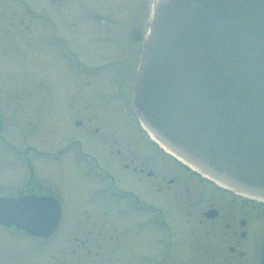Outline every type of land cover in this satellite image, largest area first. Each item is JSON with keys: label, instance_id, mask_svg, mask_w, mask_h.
Returning <instances> with one entry per match:
<instances>
[{"label": "rangeland", "instance_id": "rangeland-1", "mask_svg": "<svg viewBox=\"0 0 264 264\" xmlns=\"http://www.w3.org/2000/svg\"><path fill=\"white\" fill-rule=\"evenodd\" d=\"M26 3L24 9L0 2V185L3 187L0 194H9L12 187L28 181L29 165H32L34 177L46 179L44 184L50 183L53 189L55 185L58 187L62 223L47 240L33 239L30 243L26 239L17 241L0 236V261L3 264H20L24 259L26 264H92L78 256L85 249L73 256L72 238L86 237V228L83 232L81 228L92 225L91 222L98 227L106 222L110 234L113 227L125 226L123 222L133 224L132 216L117 214L122 201L116 198L109 213L102 216L105 197H92L95 184L82 176L70 157L54 161L47 156L67 147L73 134L74 138L85 136L89 154L102 158L122 192L131 191L151 201L163 214L168 212L167 222L176 221L181 226L182 222L193 221L191 218H197L199 210H206L211 204L225 211L229 194L217 191L195 175L190 176L151 143L141 126L137 127V134L136 124L123 116V112L120 114L118 106L122 102L111 87V75L115 73L103 75L109 83L105 77H86L85 70L80 73L56 53L65 41L63 44L68 45L81 64L109 70L105 66L110 60L126 51L122 57L125 62L120 67H129L127 75L132 90L151 0H26ZM47 39L56 48L46 44ZM117 42H123L128 49L115 51ZM79 119L84 122L82 128L75 126ZM42 152L46 155L42 156ZM142 164L152 177L133 172L134 168L140 170ZM191 205L194 209H187ZM237 206L234 204L232 208ZM178 211H190L193 215L180 218ZM260 215L261 220L264 215ZM197 222L196 219L194 223ZM256 232L257 229L253 238ZM159 234L160 229L148 227L139 234L137 231L129 242L133 245L132 253L135 250L150 256L155 248L159 254L161 246L155 242ZM190 241L193 239L184 237L182 246L186 247ZM177 252L181 253L179 249ZM121 253L123 261L112 264H132L127 246ZM52 255L66 262H55Z\"/></svg>", "mask_w": 264, "mask_h": 264}, {"label": "water", "instance_id": "water-1", "mask_svg": "<svg viewBox=\"0 0 264 264\" xmlns=\"http://www.w3.org/2000/svg\"><path fill=\"white\" fill-rule=\"evenodd\" d=\"M135 105L158 140L212 180L264 197V0H158ZM59 220L53 199H0V223L47 237Z\"/></svg>", "mask_w": 264, "mask_h": 264}, {"label": "flooded vegetation", "instance_id": "flooded-vegetation-1", "mask_svg": "<svg viewBox=\"0 0 264 264\" xmlns=\"http://www.w3.org/2000/svg\"><path fill=\"white\" fill-rule=\"evenodd\" d=\"M1 1H4L5 5H10L8 0H0V2ZM117 99L122 102V105L119 106L121 108L120 110L130 121L134 120V111L131 106L123 103L121 95H118ZM75 126L82 128L81 126H84L83 120L79 119L76 121ZM96 131H98V129ZM81 145L85 148L86 143L82 141ZM117 153L120 154V151H117ZM86 154L87 156H91L88 153ZM92 158L94 159L95 165L108 174V171L100 166L98 159L95 157ZM144 165L145 164L141 165L140 170L134 168L133 172L137 173V175H139V173L142 175L146 173L147 177H151L149 174L150 171L146 172ZM107 189L108 186H101L100 189L93 190L92 194L93 196L96 195L95 198L99 196L102 197L101 195L107 191ZM11 190L12 192L5 196L21 197L24 195H43L49 193L45 191L43 185L37 179H33L31 183L24 181L23 184H20L17 187H12ZM131 196L135 198L134 195ZM232 202H234V204L238 203L236 199ZM241 202L242 204L234 209L232 206L225 205V211H222L214 204H211L206 210H199L196 215L197 218H191L193 221L189 220L185 223L182 222L181 226L179 225V222L176 221L174 223H165V230H167L165 239L167 245H164L159 241L161 246L160 253L157 254V251L154 248V253L150 256L137 253L135 250L134 253H132L133 245H130L129 242L132 240L133 236L137 234V231L139 234L141 228L144 229L148 227L149 229H154L156 231L154 207L150 203L149 205L148 203H145L146 205L143 208V221H141L143 223L141 225V223H139L140 214L134 205L120 206L122 214H125L127 209L133 210L134 213H138L133 216V224L130 225L129 222H123L125 226L117 225L115 228H112L113 232L108 234V223L103 222L98 227L91 222L92 225H87V227L81 228L82 232L86 228L84 231L85 238L79 239L76 235L72 238L74 244L73 256H77L80 249H85L83 253L84 256L82 253L78 255L81 259L85 258L83 261L91 262L92 264L120 263L124 259V254L121 253V250L127 246L128 251L132 256V264H170L171 260H173V264H257L258 239L264 221V216L260 220L259 215H264V210L262 211L261 207H253L249 202L243 200ZM189 207L193 208L195 206H187V209H189ZM102 209L103 206H101V210ZM210 210H215V214L210 216ZM176 213L180 218L186 216L192 217L193 215L190 211H178ZM84 214H86L87 218H90L88 211L84 210ZM196 219L198 222L194 223L196 222ZM256 229V236L253 238ZM0 230V236L14 240L16 239L12 238L13 235H19L20 237L25 235L24 232L15 227L6 228L0 226ZM106 236H108V238ZM184 237L193 239V241H190L186 247L182 246V244L184 245ZM253 241H255V244L252 246ZM155 242H157V240ZM178 249L181 253L177 252ZM93 250H96L97 252L93 253ZM175 253L177 255L176 258ZM51 257L55 262H66V260H59L58 256L52 255ZM24 260L25 261L20 262V264H26V259ZM0 264H3V262L0 261Z\"/></svg>", "mask_w": 264, "mask_h": 264}]
</instances>
